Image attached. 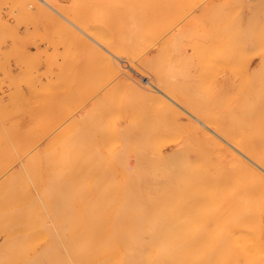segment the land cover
Masks as SVG:
<instances>
[{"label":"bare ground","instance_id":"1","mask_svg":"<svg viewBox=\"0 0 264 264\" xmlns=\"http://www.w3.org/2000/svg\"><path fill=\"white\" fill-rule=\"evenodd\" d=\"M24 1H22V3H25ZM34 1H36V0H34ZM37 1H39V2H35L33 4V0H31V2H29V3L30 4L32 3L33 4L32 6H35L34 9L36 10V13L38 15H41L39 13L44 14L45 18L47 19L46 21L48 23L46 21L45 22L47 24H49V26L48 25L44 26L45 28L48 26V31H49L48 33H50V30H52V31H54V33L56 32L57 35L59 33V35L63 34L65 37L66 36L70 37L71 40H73L72 45L75 44V46H76V44H77V46H80L79 48H81V47L83 48L82 54L84 52L86 53L85 50H88L89 60H90V69L88 68V70H90L89 72L91 75L90 77L89 76L88 77L90 79H92L94 76V78L92 80H90L89 78H88L89 80L87 79V81H89V83L92 82L91 84L97 88L100 86L102 87V85L108 81L111 83H112V81H115L113 83V85L115 84V85L120 86L121 89L117 88L114 85L117 88V90H120V92L123 89L122 92H124V90H125V93L128 95H131V97L134 96V98L136 97V98L142 99V100L146 99V100H149V102L151 99H155L153 101L154 104L160 105V102H159V99L161 100L160 96H158V95L154 96L150 89L139 84V82L132 75L126 73L124 70H120L119 66L117 65V63L114 60L115 59L114 56L119 58V56L131 55L133 57L139 58L141 65L143 64L144 67L146 66L147 70L149 68L152 69L154 72L152 74V76H154V78H156L157 69H156V66L154 65L153 56H152L153 54L151 55L150 53H143L144 48L142 46H144V45H142L141 43L145 42V40L144 41L142 40L144 35H146V37L148 35V37L146 38V41H149V39H151L152 36H155L156 35L155 33L161 29V27H162L161 25L166 23V21L163 22V19L165 20L166 18H163L162 14L160 15L161 16L160 17L158 15V12H159V9H160V11H161V9L164 10L163 5H161L163 8L162 7L160 8L159 4L160 3L163 4V1H165L164 2V4H165L167 0H148L147 2H145L144 0H74L73 4L69 0L71 2V3L67 4L69 6L64 5V3L62 4V2H60V3L58 2V4H59L58 5V4H56V2H54L55 0H37ZM173 1L174 0H172V2ZM177 1H181V0H177ZM184 1L183 2L185 4L187 1L186 0H184ZM191 1H194V0H191ZM258 1H260V0H258ZM263 1L264 0H262L261 2H263ZM12 2H13V0H12ZM172 2L170 1V3H172ZM167 3H169V2H167ZM173 3L171 5L172 7L174 5ZM177 3L175 5H177ZM191 3H193V2H191ZM191 3H189V4H191ZM234 3H236V2H234ZM18 4H20L21 7L23 6L21 3H18ZM20 5H18V6L20 7ZM15 6L17 8L16 3H15ZM168 6L170 7V4H168ZM252 6H254V5H252ZM8 7H10V6H8ZM19 7L17 8L18 10H20V8H21V7L20 8ZM240 8H241V6H240ZM167 9H168V7H167ZM177 9H176V6H174L173 10L175 11ZM207 9H208V7H207ZM214 9H213V12H214ZM231 9L234 10L233 7ZM231 9H230V11H231ZM7 10L8 9H6V11ZM12 10H13V7H12ZM16 10H15V12H16ZM23 10L25 12L27 9L25 10V8H23ZM23 10L21 12H23ZM163 10L161 12H163V13L165 12V15L168 14L166 16H169L170 13L171 14L174 13V12H172L173 10H171L170 8H169V10H167L168 12L171 11L170 13H166V11H163ZM224 11H226V10H224ZM251 11H252V9H251ZM29 12L30 11H28L27 13H29ZM32 12H34L33 9H32ZM147 12L149 13V15L147 14ZM227 12L229 13V11H227ZM232 12H230L231 16L233 14H235V13L232 14ZM234 12H236V11H234ZM11 13L13 14L14 12H11ZM11 13H10V16L12 15ZM36 13H34L35 17H36ZM230 13H229V15H230ZM210 14H212V12ZM217 14H219V13H216V15ZM24 15H26V14H23L22 16H24ZM27 15H30V14H27ZM27 15H26V17H28ZM157 15L160 18H163L162 20L159 18L162 21V24H160V26L157 25V23L161 22V21L158 22V16ZM223 15L225 16V14H223ZM8 16H9V14H8ZM31 16H33V15L31 14ZM166 16H164V17H166ZM251 16L255 17V15H251ZM15 17H14V19H15ZM36 18H38V17H36ZM231 18H233V17H231ZM39 19L40 18H38V20ZM212 19H213V17H212ZM238 19L240 20V17H238ZM38 20H36V21H38ZM235 20H236V18H235ZM252 20H254V19L252 18ZM17 21L14 20V22H17ZM25 21L27 22V19ZM39 21H41V19ZM230 21H231V19H230ZM249 21H250V19H249ZM5 22H6V20L4 21L3 24H5ZM29 22H31V21H29ZM216 22H218V21H216ZM223 22H224V20H223ZM223 22L220 23V25H225V24H223ZM243 22H244V20H243ZM243 22H241L240 24H242ZM155 23L157 26L155 25ZM230 23L232 25V21L227 22V24H230ZM233 23L235 24L236 22H233ZM249 23H251V21ZM27 24H28V22H27ZM27 24H26V26H27ZM217 24L218 23H216V25ZM7 25L8 24H6L5 26H7ZM154 25L156 26L155 28H153ZM216 25H214V26H216ZM250 25L251 24H249L248 26H250ZM253 25H255V23L254 24L252 23V26ZM5 26L3 28H5ZM158 26L160 28H157ZM227 26H229V25H227ZM243 26H244V24H243ZM243 26H241V27H243ZM0 27H1V25H0ZM241 27H239V28H241ZM15 28H16V26H15ZM49 28H50V30H49ZM200 28H204V27H200ZM218 28L220 30V27H218ZM225 28L226 27H223V29H225ZM236 28L237 27L235 25V29ZM244 28H245V26L243 27V30L240 29V31L241 32L245 31ZM5 29H3L4 32H5ZM154 29H155V31H154ZM156 29H158V31ZM235 29H234V31H235ZM238 29H236L235 34H234V32H232V33L234 35H236V33L238 34L239 33ZM1 30H0V32H1ZM201 30H203V29H201ZM44 31L47 32L46 30H44ZM224 31L227 32L226 29ZM231 31H233V28ZM248 31H246V33ZM4 32H1L3 34V36H5ZM15 33H16V30H15ZM199 33H201V32H199ZM246 33L243 32L242 34L246 35ZM248 33H250V32H248ZM153 34H155V35H153ZM219 34H220V32H219ZM224 35L221 36V34H220V37H223ZM226 35H228V32ZM234 35H231V36L236 37ZM245 35H244V38L247 37V36L245 37ZM254 35H256V34H254ZM2 38L3 37H1L0 39H2ZM86 38H89V40L92 42H88L86 40ZM250 38H252V37H250ZM230 39H232V38H230ZM240 39L243 41L242 38H240ZM54 40H55V37H54ZM61 40H63L62 36H61ZM221 40H223V39H221ZM174 41L175 40H173V42ZM232 41H233V39H232ZM167 42H169V41H167ZM167 42H165V43H167ZM17 43H18V41H17ZM171 43H169V45H172ZM228 43H229V41L227 42V44ZM225 44L222 43V45L226 46L227 44L226 45ZM234 44L236 45L238 43H234ZM220 45H221V43H220ZM229 45H231V44L229 43ZM229 45L227 48L230 47ZM166 46H167V44H166ZM165 47H164V49H165ZM220 47L222 48V46H220ZM220 47H218V48H220ZM9 48L12 49V46ZM227 48H226V50H227ZM11 49H9V50L11 51ZM63 50H65V48ZM173 50H174V48H173ZM224 50H225V47H224ZM229 50H230V48H229ZM239 50H241V49H239ZM239 50L237 51V53H239V55H240ZM245 50L247 51V49H245ZM10 51H9V53H11V56L16 55V57H17V54L12 55L13 52H10ZM17 51H18V49H17ZM80 52H78V54ZM168 52H169V50H168ZM170 52H171V50H170ZM222 52H223V50H222ZM253 52H255V51H253ZM174 53L175 52H173V54ZM220 54L222 56H224L222 53H220ZM242 54L244 55V53H242ZM68 55H69V53L67 54V56ZM79 56H80V54H79ZM177 56L179 57V54ZM82 57L83 56H81V58ZM170 57H172V55ZM181 57H182V55H181ZM236 57L239 58L238 55ZM17 58H15V59H17ZM67 58H65V59H67ZM177 58H176V60H177ZM241 58H242V56H241ZM243 58H245V57H243ZM69 59L71 60L70 57H69ZM171 59H173V58H170L169 60H171ZM49 60H50V57H49ZM79 60L81 61L82 59H79ZM232 60H236V58L231 59V61ZM16 61H18V60H16ZM245 61H247V60H245ZM183 62H184V60H183ZM239 62L238 63L234 62V63H235V65L237 63V66H238V64H241ZM79 63H77V64L80 65ZM172 63H173V61H172ZM175 63L177 64V61ZM175 63H173V64H175ZM184 63H186V62H184ZM228 63H230V62H228ZM77 64L73 65V66H75V68H76V67H78ZM166 64H167V62H166ZM170 65H171V62H170ZM164 66H167V65H164ZM164 68H166V67H164ZM169 68L171 69L172 67H169ZM7 69H9V68H7ZM72 69L74 70V68H72ZM245 69L246 68H244V70ZM76 70L78 71V68H76L75 71ZM161 70H160V72H161ZM167 70H168V68H167ZM167 70H165V71H167ZM214 70H216V69H214ZM75 71H73V72H75ZM165 71H163V72H165ZM84 72H86V71H84ZM233 72H235V71H233ZM67 73L65 76H67ZM165 73H167V72H165ZM177 73L179 74V72H177ZM213 73H214V71H213ZM242 73H244V72H242ZM242 73H240V74H242ZM138 74H140V73H138ZM63 75H61V77ZM168 75L169 74H167L166 77ZM223 76H224V74H223ZM4 77H8V76L4 75ZM54 77H56V76H54ZM182 77H183V75H182ZM28 78L29 77H27L26 82L29 80ZM36 78H38V77H36ZM160 78H163V77H160ZM184 78H185V76H184ZM23 79H26V78H23ZM17 80H18V78H17ZM66 80H68V79H66ZM76 80H78V78ZM76 80H74V81H76ZM167 80H168V84H169V79H167ZM167 80H166V83H167ZM183 80H185V79H183ZM51 81H53V80H51ZM93 81L95 84H93ZM181 81H182V79H181ZM250 81H251V79L249 81L244 80V84L249 83L248 84V86H249L251 84ZM159 82H160V85L161 84L163 85L165 83L164 81L162 83L160 80H159ZM188 82L189 81H187V83ZM12 84H14V83H12ZM67 84H66V87H67ZM106 84H105V86H107ZM171 84H172V82H171ZM252 84H253V82H252ZM40 85L44 86L45 83H42ZM47 85H45L44 87L42 86V88L44 89L42 91H45V92H43L45 96L48 97L49 95H52V93L54 94L55 92H53V91H55V90H56V92H58L57 89H52L50 87H46ZM56 85H58V84H56ZM92 85H91V87H92ZM164 85H166V84H164ZM186 86H187V84H186ZM89 87H90V84H89ZM89 87L87 89L91 88V87L90 88ZM236 87H237V85H236ZM250 87H248V88H250ZM46 88H48V89H46ZM109 88H106L108 93L111 92V89L109 90ZM178 88H180V87L178 86ZM189 88H190V86H189ZM51 89H52V91H50ZM93 89L94 88L92 87V89H90V90H93ZM170 89H171V87H170ZM228 89H227V91H228V95H229ZM27 90H29V89H27ZM47 90L49 92H52V93L46 94V92H48ZM159 90L162 91L161 89H159ZM186 90H188V89H186ZM233 90H235V89H233ZM245 90L244 91L242 90V92H241L243 94V96L240 92L237 94L239 96H237V99L234 100L235 104H237L238 106H241L242 107L241 110H243V107H247L248 109H250V106H252L255 109V105L257 102V100L255 98L256 96L254 95L255 92L252 93L253 89L251 91H250V89H249V91H245ZM24 91H23V94L26 95L24 93ZM102 91L104 92L103 87H102ZM178 91L180 92V90H178ZM63 93H65V92H63ZM83 93H85V92H83ZM111 93H114V91ZM115 93H116V91H115ZM162 93L165 95V97H168L172 102L180 105L182 108H185L179 102L175 101V99L172 98V97H175L173 94L170 93V95H172V97H171L170 95H167L168 93H165L164 91H162ZM183 93H186V92H183ZM234 93H236V92H234ZM234 93L232 95H229V96L236 95ZM8 94H9V92H8ZM21 94H22V91H21ZM58 94H60V93H58ZM179 94L180 93H178V95ZM4 95H6V94H4ZM10 95H12V92ZM24 95L21 96V99L24 98ZM104 95H106V94H104ZM111 95L112 94L109 95V98H108V96H106V100H105V97L103 98L100 94L99 98H103V99H102V101H99L98 98L95 100L96 106H94V108H95V109H93L94 111L93 110L90 111L91 112L90 115H92V112L94 113L98 108L101 109V106L103 104L108 105L107 102H109V106H110L111 102H112V105H114L115 95L114 96L112 95V98L114 97V99L110 100ZM186 95H188V94H186ZM0 96H2V93ZM156 96H158L159 99ZM12 97H14V96H12ZM25 97H27V95ZM52 97L54 98L55 95L49 96L48 99L49 98L51 99ZM61 97H62V95H61ZM50 99H49V101H50ZM201 99H200V101H201ZM1 100H3V99L1 98ZM9 100H10V98H9ZM24 100H26V99H24ZM55 100H57V99H55ZM62 100H64V97ZM190 100L191 99L189 98V102H190ZM20 101H22V100H20ZM51 101H52V99H51ZM96 101L99 102L100 104L97 103ZM10 102H12V101H10ZM53 102H55V101H53ZM146 102L148 103V101H146ZM151 102L148 103L147 105L151 104ZM164 102H165V100H164ZM183 103L184 104L186 103L185 100ZM190 103H192V102H190ZM261 103H263V102H261ZM14 104H16V103L14 102L12 105H14ZM30 104L28 103L27 106H29ZM168 104H167V102L164 103V105H166L165 107L163 105L164 110L167 109V111H168V106H170V108L173 107V106H171V104L170 105H168ZM106 105H105V107H106ZM260 105L261 104H259V106ZM263 106H264V104H263ZM13 107L14 106H12V108H9L8 110H10V109L13 110ZM45 107L47 109L48 106H45V104H44L43 106L39 107L38 109H31L32 107L30 109H27L28 112L25 115L26 119L24 120V123H19V124H17V126H15L13 123L10 124V122H7V120H10L9 117L11 116V113H10L9 117H8V115L0 116V126H2V127H0V179L6 178L7 176H9V180H10L9 183H7L4 187L5 191H4L3 195L5 196V198H2L0 196V199H1L0 200V206H2L1 205V204H3L2 202L6 201L9 198V200L14 199V201L23 203V205H24L23 208L25 210L32 211L34 208V206H33L34 204L32 203V199L29 198L30 187L27 183V179L37 180V179L41 178L43 171L46 170V168H48V170H49L48 166H51V165H54L57 168V169L55 168L56 172L54 171L55 175H57L58 173L59 174L60 173H67L69 175V173H73V172H76L75 175H79L82 172L83 178H84V176L87 177L88 174H92V176L94 174L95 175L94 177L96 180L99 179V177H98L99 175H104L106 173L109 174V172H111V173H115L114 176L116 174H117V176L119 175V178L116 177L119 181L114 180V181H118V182L117 183L115 182L116 184L115 183L113 184L112 180L114 177L112 178V180L110 182L113 185L111 183H109V193L107 196L104 194L97 195V196L96 195H90L87 197V200L84 201V197L82 196L81 193H79V187L80 186L77 188L78 193H76V194H70V193H66V192L63 193L62 191H59L57 188H54L51 185H49V187L45 190L46 195L50 196L53 200L51 202V204H49V207L52 209L54 207H59V206L69 207L72 203L73 204L75 203L77 206V210H80L82 212L84 211V209H86V210L89 209L88 211L97 210L99 208L104 209L106 207L109 209V211H110V222H111L110 233H109L110 234L109 235L110 236V238H109L110 239V249H109V255L104 259V261H106V264H258V262L260 261V258L262 257L261 254L264 253V249H262V247L260 246L259 234L250 232L249 229L246 227V224L244 223L248 220H253V219L257 218V216L259 218H261L262 214H264V143H262V144L259 143L260 140L257 137L258 132H256V129H254L255 131L254 130L251 131V129H253V128L251 127V129H250L249 128L250 125L249 126L247 125L249 129L248 128H247V130L244 129V131L243 130L240 131L242 129V127L240 129L238 125L237 126L235 125L236 126L235 128L238 127L240 129L239 131H230V130L226 129L223 131V133L219 134L220 138L225 142L224 144H219L220 142L217 143L218 142L217 139H215L213 136V138H214L213 140L217 144L216 145L214 144L215 146L210 144V146H213V147L208 148V149H204V148L197 149L195 152L196 156L191 155V156H194V158L191 159V157H189V154L191 152L189 151L190 153H188L187 151L180 148L183 146H180V147L177 146V148H179V149H173L170 153H169V151H168V153H166L164 151V149L161 148V146L157 143L158 141H156V139H158V137L160 138L161 134L166 135L165 131L168 128H169L168 129V131H169L170 127H171V126L167 125L165 127L166 130L164 129V126L162 128L163 124L161 125L160 121L162 120L163 117H166L167 113L163 114V112H158L159 114L162 113V114H160L161 116L163 115V117L160 116L161 120H157V121H159L158 124L161 125V126H159L160 130L163 129L162 132L163 131L164 132L162 133L159 130L160 133L158 134L156 131L155 133H157V134H155V135L152 134L154 132H152V133L147 132L148 133V135H147V134H145L144 129H142L140 131V133L142 134V137H143V133H144V137L140 138V141H141L140 143H142V140L145 137L149 136V134L153 135L154 139L156 138L154 141L153 138H151L152 136L151 137L149 136L151 138V139L150 138L149 139L151 140V143H153V145L150 143L144 144L146 146L145 148L146 149L148 148L149 149L148 151H150L149 152L150 155L144 153V154H146V156L148 155V157H146V156H142L143 153L139 147L140 145H143V143H145L146 140L145 141L143 140V143L140 144V143H136V142H139L138 140L136 142H133L135 139H133V137L129 136L133 140V141L131 140L133 142V143H131L127 139L128 132L130 133V130H128L127 132H125L126 131L125 130L124 131L125 134L123 136V134L120 133L121 129L118 126H117L118 128L116 127V129H118L117 131L115 128L112 129L111 126L113 127V124L110 123V125H111L110 126L107 123L108 121L106 122V119L107 120L110 119V118H108L110 114L109 115L106 114L107 116H103V118L104 117L106 118L104 120V122H106V123L102 122L103 126L102 125L101 126H99V125L94 126L93 129L100 127L101 132L103 133V131H104L103 128L109 125L108 127H106L108 130H105L106 134L104 135V141L102 142V140H101V142L104 145V148H103V145L101 147L104 149L105 152L107 150L110 151V149H112V148L114 149V151H116V150L117 151L112 152L115 154L114 155L111 154V156H108L107 158L105 157L106 156L105 155L104 159H107V160H105L103 162V160H102L103 157H101L103 154L101 155L100 152L97 151V147L94 146V142H93V140L95 139L94 135L89 133V131H88L89 129H87L88 133L84 131V133L82 132V134H81L83 127L77 125V122L79 121L80 118H82V116H85V114H87V113L89 114V111L84 114L85 109L83 111L77 113V118L75 120L76 125L74 124V122L72 124L73 126L70 125V122L67 124L68 127L69 126L74 127L73 133L75 135L72 136L71 132H69V134H70L69 136H68V134L66 135V133H68V132H64V131L66 130L65 127L67 128V126H64V128L62 127L64 129V131H63V129H61L58 132H62L61 134L65 133L66 137L64 135H60V134H59L60 135L59 137L53 136L52 138H50L51 140H49V141H52L53 138L54 139L57 138L56 144H53V142H52V144H50L51 142L49 143V141H48V144H49L48 149L45 148V145H47V144H44L45 143L44 142L43 147L41 146V148L47 149V151H45V149H42L45 152L40 151L41 149H39V148H36V143H38L37 139H39L41 137L40 134H44L45 132L43 131L44 133H42V130H44L43 124H41L39 122H35V120L33 122L31 120V116H33L34 112L37 110L38 111L36 114H40V112L42 113L45 110ZM70 107L68 106V108L72 111L74 106L71 107L72 109ZM234 107L238 108V107H236V105ZM16 108H14V109H16ZM159 108H160V106H159ZM239 109H240V107H239ZM259 109H261V108H259ZM259 109H257V110H259ZM70 110H68V111H70ZM197 110L199 111V109H197ZM233 110H234V108H233ZM14 111H16V110H14ZM186 111H188V110L186 109ZM246 111L248 113L247 109H246ZM246 111L244 109L245 113H246ZM45 112H43V116H44ZM97 112H98V114L95 113L94 115H100L101 111L100 112L97 111ZM104 112H105V110H104ZM169 112H171V111H169ZM230 112H232V111H229V113ZM235 112H232V114H235ZM19 113H20V111H19ZM136 113L138 115L136 117L139 118L140 112L138 113V111H137ZM153 113H154V110H153ZM153 113H152L153 116H158V114L156 115ZM172 113H173V111H172ZM202 113H204V112H202ZM245 113H244L243 118H245L246 115L249 116L247 113L245 115ZM249 113L252 114L250 112V110H249ZM21 114L22 113L17 114V115H21ZM174 114L177 115V113H174ZM226 114H227V112H226ZM240 114H241V112L239 113V115ZM52 115H54V114L52 113ZM90 115H87L86 117L89 116V119H90L91 118ZM190 115H191V117H193L195 122H197V124H198L195 126L194 130L199 131L198 134H200V133L204 134V137L206 136L205 139L207 138V136L210 137L211 134H208V132L205 130L210 128V122L213 120L210 121L207 118V116H203L201 114H193V112L191 113V111H190ZM211 115H212V113H211ZM228 115L229 114H227V116ZM25 116L23 117V119L25 118ZM43 116L41 115V117H43ZM258 116H256V117L259 118L260 116L259 117ZM17 117H20V116H16L15 117L16 120H17ZM37 117L39 118V116L37 115L35 117L38 120ZM149 117L151 118L152 116H149ZM160 117L158 116L157 118H160ZM169 117L168 116L166 117L167 121L169 120ZM175 117L178 118L179 116H175ZM262 117H264V116H262ZM92 118H93V116H92ZM141 118H142V110H141L140 119ZM152 118H154V117H152ZM171 118H174V117H171ZM235 118L237 120L239 117L235 116ZM240 118H241V116H240ZM246 118H248V117H246ZM251 118L252 117H250V119ZM42 119H44V118H42ZM83 119L84 118L81 119L82 122H83ZM86 119H88V118H86ZM132 119H133V117H132ZM132 119H130V120H132ZM178 119L177 120L174 119L175 120L174 123L176 124V126H177V123L179 122ZM18 120H20V118ZM179 120H182V118ZM85 121L87 122V120H85ZM90 121H92V120L90 119ZM93 121H94V119H93ZM98 121L100 122V120H98ZM136 121L138 122L139 120H135V122ZM152 121H154L153 125L157 124V123H155L156 118H155V120L152 119ZM11 122H12V120H11ZM17 122H19V121H17ZM43 122H45V121H43ZM96 122L97 121L95 120V123L94 122L93 123L96 124ZM133 122H131V123L134 124ZM146 122H144V123L146 124ZM216 122L217 121H215L214 123L216 124ZM240 122H241V120H240ZM248 122H251V121H248ZM260 122H261V120H260ZM163 123L166 124L165 120ZM170 123L171 124L173 123V119H171V122H168V124H170ZM220 123L221 122H219V124ZM78 124H80V123L78 122ZM87 124H89V123H87ZM148 124L149 123H147V125ZM245 124H246V120H245ZM12 125H14V126H12ZM91 125H93V124L91 123ZM147 125H146V127H147ZM172 125L173 126L171 128V131H169L170 133L167 131L168 132L167 137L170 136L169 134L172 135L171 132L175 133L178 136L177 130H176V132H174L175 131L173 129L174 124H172ZM3 126H5V128ZM87 126L89 127L90 125H87ZM87 126H84V127L87 128ZM230 126L233 127L232 123ZM70 127H69V130H71ZM134 127L137 129V127L135 125H134ZM146 127H145V130L147 129ZM153 127H157V125L153 126ZM159 127L158 128H151V129H153V131H154L155 129H159ZM245 127H246V125H245ZM90 128H91V126H90ZM149 128H150V124H149ZM177 128H179V127H177ZM189 128H190V126H189ZM235 128H234V130H235ZM223 129H224V127H223ZM229 129H230V127H229ZM139 130H140V128H139ZM107 131L110 133L109 136L107 135ZM180 131H182V129ZM221 131H222V129H221ZM58 132L56 134L57 136H58ZM92 132H93V130H92ZM131 132H132V130H131ZM98 133H100V132L98 131ZM112 133H114V135L117 137L118 136H121V137L123 136V138L126 137V140L125 139H124V141L122 140V143H124V142L125 143L120 144L121 139H119V137L115 138V136H113V139H111V137L113 135ZM132 133L134 134V132H132ZM136 133H138V132H136ZM140 133L137 134V136L140 135V137H141ZM95 134L98 136L97 132ZM118 134H120V135H118ZM179 134H180V132H179ZM205 134H208V135H205ZM84 135H85V137L83 138ZM261 135H262V133H261ZM101 136H103V135H101ZM101 136L99 135V138ZM106 136L108 138L111 136L110 137L111 140L108 139L109 141H107V142H109V145H107L108 148L110 146V141H113L115 138V140H114L115 142L116 141H117V143L120 142L119 144L123 145V147L125 146L124 148L128 149L130 152L136 151V154H139V152H140L141 155L139 154L136 158V154L134 153L135 158L137 160H135V163H131L128 160L129 156L128 157L126 156L129 154V152L124 153L123 151H125V150H123L122 146L118 145L119 148L117 147L115 149L114 145L112 146V144H111L112 148L110 147L108 149L106 147L107 150H105V144H107V142H105V140H107V138H105ZM137 136L134 138L137 139L138 138ZM196 136H198V135H196ZM167 137L164 136L161 138L164 139ZM172 137L173 136L168 137L167 138L168 141L170 138L172 139ZM185 138L183 136V138H181V139L179 138V141L184 139L185 141L184 140L182 141L184 144V142H186ZM198 138L199 137H197V139ZM200 138H202V135ZM174 139H172V140H174ZM176 140H174V141H176ZM189 140H191V139H189ZM159 141H160V144H163L164 142L166 144L167 140L164 141V140L159 139ZM174 141H172V142H174ZM200 141H202V143L204 145L205 141L203 142V139ZM211 141L212 140L209 138V142H211ZM209 142H208V144H209ZM135 143L138 144V146H135L136 145ZM155 143H157V144H155ZM99 144H101V143H99ZM113 144H114V142H113ZM148 144L150 146H148ZM189 144H191V143H189ZM189 144H188V146H189ZM199 144H200V142H199ZM191 146H192V144H191ZM210 146H208V147H210ZM50 147L53 150H51ZM136 147H138L139 149H137ZM141 147H142V149H144V146H141ZM184 147H185V145H184ZM203 147H206V146H203ZM118 149H120V150H118ZM137 150H139V151H137ZM145 150H143V151H145ZM52 151H54V156H52V154H51ZM47 152H49L50 154H48ZM191 154H193V152ZM9 169H11V170L8 172V174L4 175L7 173V171ZM51 169H52V167H51ZM50 171H52V170H50ZM47 173L45 172V174H47ZM50 173H53V172H50ZM96 173L98 174V176ZM48 175L49 174H47L46 176H48ZM55 175H53V176L50 175V176H51V178L58 176V175L57 176H55ZM70 175H72V174H70ZM108 176H110V175H108ZM88 177H89V175H88ZM90 178H92L91 175H90ZM62 187L67 189L70 186L64 185ZM74 210H76V209H74ZM227 211L228 212H236L238 214L237 216L235 215V218L233 220L235 223H236V221L238 222L236 224V226L226 227L225 225H216V226L200 225V224H198L199 218L198 217L193 218V216H195L196 213L197 214L200 213V214H202L201 215L202 218H206V219L212 221V220L217 218V217L216 218L212 217L211 216L212 214H218V213L220 214L222 212L224 213ZM84 213H87V212H83V214ZM182 213L192 214V215H186V216L192 222L195 221V223L188 228L187 227L179 228L177 226V221L180 219H183L180 217V214H182ZM204 214H205V216H203ZM230 219H233V218H230Z\"/></svg>","mask_w":264,"mask_h":264},{"label":"rangeland","instance_id":"2","mask_svg":"<svg viewBox=\"0 0 264 264\" xmlns=\"http://www.w3.org/2000/svg\"><path fill=\"white\" fill-rule=\"evenodd\" d=\"M20 1L21 0H13V2H12V0H9V1L8 0H0V8H1L0 9V20H1L0 21V23H1L0 24L1 25L0 30L2 29L1 32H4L3 29L6 28L5 29L6 33L4 32L5 36H3V34L0 32V36L3 37L2 39H0V95L2 93V96H0V110H1L0 116L8 115V117H9L10 113H11V116L9 117L10 120H7V122H10V124L13 123L15 126H17V124H19V123H24V120L26 119L25 115L28 112L27 109H30L31 107H32L31 109H38L39 107L43 106L44 104H45V106H48L47 109L45 107V110L43 111V112L46 111L44 113L45 117L43 116V112L42 113L40 112V114H36L38 110L34 112L33 116H31V120L33 122L35 120V122H39V123L43 124V127H44V130H42V133H44V132L45 133L40 134L41 137L40 138L38 137L39 138V139H37L38 143H36V148L41 149L40 151H44L42 149H45V148L48 149V146H49L48 141L51 140L50 138H52L53 136L59 137L60 135H64L66 137L67 134H68V136L70 135L69 132L72 133L71 134L72 136L75 135L73 133L74 127H72L73 126L72 124H73V122L75 124V120L77 118V113L83 111L84 109H85L84 114L88 111H89V114L87 113V114H85V116H82V118H84L83 122L81 120L82 118H80L78 121L80 124H78V122H77V125L83 127L81 134H82V132L84 133V131L87 133L89 131V133L94 135V137H95V139H94L95 141L93 140L94 146L97 147V151L100 152L101 155L103 154L101 156V157H103L102 158L103 162L105 160H107V159H104L105 155H106L105 157L107 158L108 156H111V154H113V155L115 154L112 152L117 151V150L114 151V149L112 148L113 145H114L115 149L117 147L119 148V146L123 147V145H120V144L125 143V142L122 143V140L123 141H124V139L126 140V137L123 138V136H124L125 132H127L128 130H130V133L128 132L127 139L131 143L136 142L137 140L139 142H136V143H140L141 142L140 138L144 137V133H143V137H142V134L140 133V131L142 129H144V132L147 135H148V133H152V132H154L152 134L155 135L157 133L159 134L160 132H162L163 129L160 130V127H159L162 124H163L162 128L164 126L165 130H166L165 127L167 125H169V126H171L169 131H171V128L173 126L172 124H174V128H173L175 130L174 132H176V130H177L178 136L175 133L171 132L172 135L169 134L170 136H168V137L173 136L175 139L173 137H172V139H174V140H176L178 137L180 139L183 138V136H184V138L186 136L187 137L185 138L186 142H184V144L182 142L184 139L179 141V138L176 141H174L170 138L171 140L169 139V141H170L169 142L167 139L168 138L167 133L169 132L168 131L169 128H168L165 131L166 135L161 134V137L166 136L167 138H164V139H162L161 137L160 138L158 137V139L155 138L156 141H158L157 143L161 146V148H163L166 153H168V151L170 153L173 149H179V148H177V146L178 147H180V146L184 147V145H185L184 148L183 147H180V148L187 151L188 153L193 152V154H191V153L189 154V157H191V159H193L194 156H196L195 152L199 148L208 149V148L215 146L219 142H220L219 144H224L225 142L220 138L219 134L223 133V131L226 129L230 130V131H239L242 127V129L240 131H242V130L244 131V129L247 130L248 126L250 125L249 128L250 129H251V127L253 128V129H251V131L256 129V132H258L257 137L260 140V141L258 140L259 143L260 144L264 143V117H262V116H264V106H263V104H264V83H263L264 82V44H263L264 43V37H263L264 36V1L261 2L262 0H260V1H258V0H253V1L252 0L251 1L250 0H194V1L186 0L187 2L184 4V2H185L184 0H183L184 2L182 0L181 1L174 0L175 2L176 1L178 2V3L176 2L177 5H175L176 3L174 1H173L174 2L173 3L172 0H167L165 4H164L165 1H163V4L160 3L159 4L160 8L162 7L161 5H163V7H164V10L161 9V11L163 10V11H166V13H170L171 11L168 12L167 10H169V8L171 10H173L174 6H176V9L178 8L177 9L178 11L173 10L172 12H174V13H172V14L170 13L169 16H166L168 14L165 15V12L163 13L159 9L158 15L160 16L162 14V17L166 18V19L164 20L163 18H160L161 16L159 17L157 15L158 16V22L163 19V22L166 21V23L161 25L162 27L159 31H158V29H156L158 32L155 33L156 35L153 34L155 36H152V38L149 39V41H146V38L148 37V35H147V37H146V35H144V37L142 39L143 41L145 40V42H143L144 44L141 43L142 45H144V46H142L144 48L143 53H150L151 55L153 54L152 56H153L154 65L156 66V69H157V75H156L157 79L154 78V76H152V74L154 73L152 69L149 68L147 70L146 66H145L146 67L145 68L143 64L141 65L139 58L133 57L131 55L119 56V58L114 56L115 57L114 60L117 63V65L119 66L120 70H124L126 73L132 75L139 82V84L150 89L154 96L155 95L160 96L162 101L159 99L158 96H156L159 99L160 105L154 104L153 101L155 99H151L150 100V102L152 101L151 104L147 105L148 103H150L149 100H146V99L142 100V99H138L136 97L134 98V96L131 97V95H128L125 93V90H124V92H122L123 89L120 92V90H117V88L121 89L120 86L114 84L117 87L116 88L113 85V83L115 81H112V83L108 81V82H106L107 84L104 83L102 85L104 92L102 91L101 86L97 87V88L95 86H93L91 84L92 82L89 83V81H87V79L91 76L90 72H89L90 70H88V68L90 69V60H89L88 50H85L86 53L84 52L86 55L84 53L82 54L83 48L82 47H81L82 49L79 48L80 46H77V44H76V46H75V44L72 45L73 40H71L70 37H68V36L65 37L63 34L59 35V33L57 35V33L56 32L54 33V31L50 30V28H49L50 33H48L49 32L48 31L49 24H47L48 23L46 21L47 19L45 18L43 13H39L41 15H38L36 13V10L34 9L35 6H32L35 2H39V1L33 0V4L29 3V2H31V0L30 1L29 0H25V1L22 0L25 3H22V1L21 2ZM70 1L73 4L74 0H70ZM70 1L69 0H57V1L55 0L54 2H56V4H58V2L59 3L62 2V4L64 3V5L69 6L67 4L71 3ZM144 1L147 2L148 0H144ZM170 1L174 4L173 7L171 6L172 3H170ZM233 1L236 3H234ZM167 2H169V3H167ZM191 2H193V3H191ZM15 3L17 4V8L19 7L18 5H20L18 3H21L23 5L22 7L20 5V7H21V8L19 7L20 10H18L16 8ZM189 3H191V4H189ZM168 4H170V7L168 6ZM252 5H254V6H252ZM8 6H10V7H8ZM240 6L242 9L240 8ZM12 7H13V10H12ZM167 7H168V9H167ZM207 7H208V9H207ZM232 7L234 10L231 9ZM23 8H25V10L26 9L27 10L24 12ZM6 9H8V10L6 11ZM21 9L23 10L24 13L21 12L22 11ZM32 9L34 10V12H32ZM213 9H214L215 13L213 12ZM230 9H231V11H230ZM251 9H252V11H251ZM15 10H16V12H15ZM224 10H226V11H224ZM28 11H30L31 13L30 12L27 13ZM227 11H229V13L233 11L232 14L233 13H235V14H233L231 16V13L229 15V13ZM234 11H236V12H234ZM11 12H14V13L12 14ZM211 12H212V14H210ZM251 12L252 13L254 12V13L252 14ZM10 13L14 17L16 16L15 19L12 15L10 16ZM34 13H36V17L40 18L41 21H39L40 19L38 20V18H36L34 16L35 15ZM216 13H219V14L216 15ZM238 13L239 14L241 13V14L239 15ZM8 14H9V16H8ZM23 14H26V15L30 14V15H27L28 17H26V15L22 16ZM31 14L33 16H31ZM147 14L149 15L148 12H147ZM223 14H225V16ZM251 15H255V17L251 16ZM164 16H166V17H164ZM212 17H213V19H212ZM231 17H233V18H231ZM238 17H240V20L238 19ZM235 18H236V20L237 19L238 20L236 21ZM252 18L254 20H252ZM26 19H27L28 24L25 21ZM230 19L232 21V25H231V23L227 24L228 21L231 22ZM249 19H250L251 23H249L250 22ZM5 20H6L5 24H3ZM14 20L15 21L20 20V21L14 22ZM36 20H38V21H36ZM223 20H224V22H223ZM243 20H244V22H243ZM29 21H31V22H29ZM216 21H218V22H216ZM222 22L225 25H220V23H222ZM233 22H236V23L234 24ZM241 22H243V23L240 24ZM216 23H218V24L216 25ZM252 23L253 24L255 23V25L252 26ZM6 24H8V25L5 26ZM26 24H27V26H26ZM160 24H162V21L157 23V25H159V26H160ZM243 24L245 26V28H244L245 31H243V32L246 33V31L249 30L248 32H250L251 34L248 32L246 33V35L242 34L243 32H241L240 29L243 30V27H244ZM249 24H251V25L248 26ZM45 25H48V26L45 28L44 27ZM155 25H156V23H155ZM155 25L153 28H155L157 26V25L156 26ZM214 25H216V26H214ZM227 25H229V26H227ZM235 25L237 27L236 29L243 26V27L238 29L239 33L238 34L236 33V35H234L236 32ZM4 26H5V28H3ZM15 26H16V28H15ZM159 26L157 28H160ZM200 27H204V28H200ZM218 27H220V30ZM223 27H226L225 29L227 30L228 35H226L227 32L224 31L225 29H223ZM232 28H233V31H231ZM201 29H203L204 31ZM234 29H235V31H234ZM15 30H16V33H15ZM44 30H46L47 32H45ZM154 31H155V29H154ZM199 32H201V33H199ZM219 32H220L221 36L226 33L225 34L226 36L224 35L223 37H220ZM232 32H234V34ZM254 34H256V35H254ZM231 35H234L236 37H233ZM244 35H245V37L246 36L247 37L249 36V37L244 38ZM61 36H62L63 40H61ZM54 37H55V40H54ZM229 37L232 38L234 42ZM250 37H252V38H250ZM240 38H242V39L244 38L245 40L243 39V41H242ZM221 39H223V40H221ZM86 40L88 42H92L89 40V38H86ZM173 40H175V41L173 42ZM17 41H18V43H17ZM167 41H169V42H167ZM226 41L227 42L229 41V43L231 45H229V43L227 44ZM165 42H167V43H165ZM169 43H171L173 46L169 45ZM220 43H221V45H220ZM222 43L223 44L226 43L227 45L225 44L226 46H224V45H222ZM234 43H238V44L235 45ZM166 44H167V46H166ZM228 45L230 46L229 47L230 50H229V48H227ZM11 46H12V49L9 48ZM163 46L164 47L166 46L165 49ZM220 46H222V48ZM172 47L174 48V50ZM218 47H220V48H218ZM224 47H225V50H224ZM62 48L63 49L65 48V50H63ZM226 48H227V50H226ZM9 49H11V51ZM17 49H18V51H17ZM239 49H241V50H239ZM245 49H247L248 52ZM168 50H169V52H168ZM170 50H171V52H170ZM222 50L224 53L222 52ZM238 50L240 52V55H239V53H237ZM9 51L13 52L12 55L17 54L18 58L16 57V55L11 56V53H9ZM172 51L175 53L173 54ZM253 51H255V52H253ZM78 52H80L79 53L80 56H79ZM231 52L232 53L234 52L233 53L234 55ZM68 53H69V55L67 56ZM220 53H222L224 56H222ZM242 53H244V55ZM178 54H179V57L177 56ZM169 55L170 56L172 55V57H170ZM181 55H182V57H181ZM237 55L239 56V58L236 57ZM81 56H83V57L81 58ZM241 56H242V58H241ZM49 57H50V60H49ZM69 57L71 58V60L69 59ZM243 57H245V58H243ZM15 58H17V59H15ZM65 58H67V59H65ZM170 58H173V59L169 60ZM176 58H177V60H176ZM235 58L237 61L236 60L231 61V59H235ZM79 59H82L83 61L82 60L80 61ZM244 59L247 61H245ZM16 60H18V61H16ZM183 60L186 63H184ZM238 60L239 61L241 60V61L239 62ZM172 61H173V63H175L177 61V64L176 63L173 64ZM166 62H167V64H166ZM170 62H171V65H170ZM228 62H230V63H228ZM234 62H237V63L239 62L241 64H238V66H237V63L235 65ZM77 63H79L80 65H78ZM76 64L78 66V67H76V68H78V71L76 70L77 72L75 71V69H76L75 66H73ZM230 64L231 65L233 64V65L231 66ZM164 65H167V66H164ZM164 67H166V68H164ZM169 67H172V68L170 69ZM7 68H9V69H7ZM72 68H74V70ZM167 68H168V70H167ZM244 68H246V69L244 70ZM214 69H216V70H214ZM160 70H161V72H160ZM165 70H167V71H165ZM73 71H75V72H73ZM84 71H86V72H84ZM163 71H165L167 73H165ZM213 71H214V73H213ZM233 71H235V72H233ZM177 72H179V74ZM242 72H244V73H242ZM66 73H67V76H65ZM138 73H140V74H138ZM240 73H242V74H240ZM167 74H169V75L166 77ZM223 74H224V76H223ZM4 75L8 76V77H4ZM61 75H63V76L61 77ZM182 75H183V77H182ZM54 76H56V77H54ZM184 76H185V78H184ZM27 77H29L28 78L29 80L26 82ZM36 77H38L39 79ZM160 77H163V78H160ZM17 78H18V80H17ZM23 78H26V79H23ZM77 78H78V80H76ZM93 78H94V76H93ZM66 79H68V80H66ZM92 79H90V80H92ZM167 79H169V84H168ZM181 79H182V81H181ZM183 79H185V80H183ZM250 79H251V81H250L251 84L249 86H248L249 83L244 84V80L249 81ZM51 80H53V81H51ZM74 80H76V81H74ZM159 80L162 83L164 81L165 82L164 84H166V85L163 84L164 85L163 86L161 84L162 85L161 86ZM166 80H167V83H166ZM187 81H189L190 83L189 82L187 83ZM171 82L173 85L171 84ZM252 82H253V84H252ZM12 83H14V84H12ZM42 83H45V85L48 84L46 87H50L52 89H57L58 92H56V90H55V91H53V92H55L54 94L52 92H49L48 90H47L48 92H46V94L52 93L53 96L54 95H55V97L57 96L56 98L54 97L57 100H55L52 97L51 98L52 101L50 98L49 99L51 102L49 101L48 97L52 96V95L48 94L49 95L48 97L44 95L43 92H45V91H42V90H44L42 88L43 85L42 86L40 85ZM185 83L187 84V86ZM56 84H58V85H56ZM66 84H67V87H66ZM89 84H90V87L92 85V87L94 88L93 90H90V89H92V87L90 88ZM93 84H95L94 81H93ZM105 84L107 86H105ZM236 85H237V87H236ZM169 86L171 87V89ZM178 86L180 88H178ZM189 86H190V88H189ZM88 87L90 89H87ZM248 87H250V88H248ZM106 88H109V90L111 89V92L114 91V93L109 92L113 96L115 95V99H114V97L112 98V95L110 98V100L114 99V101H115L114 105H112V102H111V104L109 106V102H107L108 105L103 104L104 106L102 105L101 109L96 108L97 110L94 113L92 112V115H90L91 114L90 111L95 109L94 108V106H96L95 100L97 98L99 101H102V99L104 97L106 100V96H108V98H109L110 94L108 93ZM27 89H29V90H27ZM46 89H48V88H46ZM52 89L50 91H52ZM159 89H161L165 93H168L167 95H170V93L173 94L175 97H172V95H170V96L173 99H175V101L179 102L185 108H182L180 105L172 102L168 97H165V95ZM186 89H188L189 91ZM227 89L229 90V95H232L234 92H236V93H234V94H236V95H234L235 97L229 96ZM233 89H235V90H233ZM249 89H250V91L253 89L252 93L255 92L254 95L256 96L255 98L257 100L256 105H255V109L252 106H250V109H248L247 107H243V110H241L242 107L235 104L234 100H236L237 96H239V95H237L239 92L241 93L242 90L243 91L244 90L249 91ZM178 90H180V92ZM21 91H22V94L24 91V93L27 95V97H25L26 95L23 94L24 98L22 97L23 99H21V96H23L21 94ZM62 91L65 93H63ZM115 91H116V93H115ZM8 92H9V94H8ZM11 92H12V95H10ZM83 92H85V93H83ZM183 92H186V93H183ZM3 93L6 95H4ZM58 93H60L62 95V97ZM178 93H180V94L178 95ZM100 94L103 98H99ZM104 94H106V95H104ZM186 94H188V95H186ZM12 96H14V97L16 96V97L14 98ZM242 96H243V94H242ZM63 97H64V100H62ZM1 98L3 100H1ZM9 98H10V100H9ZM189 98L191 99L190 102H192V103L189 102ZM24 99H26V100H24ZM200 99L202 102L200 101ZM20 100H22V101H20ZM164 100H165V102H164ZM184 100L186 102L185 104L183 103ZM10 101H12V102H10ZM53 101H55V102H53ZM68 101L69 102L71 101V102L69 103ZM146 101H148V103ZM14 102L16 104L12 105ZM166 102H167V104L169 103L168 105L171 104V106H173L172 107L173 109L170 108V106H168V111H167V109L164 110L163 108L166 106V105H164V103H166ZM261 102H263V103H261ZM28 103L29 104L31 103L32 105L30 104L31 106L30 105L27 106ZM97 103H99V102H97ZM259 104H261V105L259 106ZM105 105H106V107L107 106L108 107L106 108ZM163 105H164V107H163ZM235 105L238 108H235L234 107ZM12 106H14L13 110H11V109L8 110L9 108H12ZM68 106L69 107L74 106L73 109L70 107L72 109V111L68 108ZM159 106H160V108H159ZM232 107L234 108V110ZM239 107H240V109H239ZM258 107L261 108L262 110L259 109ZM14 108H16V109H14ZM186 109L188 111H186ZM197 109H199V111ZM244 109H245V111H246V109L248 110V113H247V111H246V113L250 117H252L251 119L249 116L246 115V113L244 112ZM257 109H259V110H257ZM14 110H16V111H14ZM68 110H70V111H68ZM104 110L106 113L104 112ZM141 110H142V118L140 119ZM153 110H154V113H153ZM249 110L252 114L253 113L254 114L253 115L250 114ZM19 111H20V113H22L21 115H17V114H20ZM97 111H99V112L101 111L100 115H94L95 113L98 114ZM137 111H138V113L140 112L139 118L136 117V116H138L136 113ZM169 111H171V112H169ZM172 111H173V113H172ZM190 111H191V113L193 112V114H201L203 116H207V118L210 121L211 120H213L214 122L217 121L216 124L213 121H211L210 122V128H208V129L205 128L206 129L205 131H207L208 134H211L210 137L207 136V138L205 139L206 136L204 137V134L200 133L202 135V138H200L201 135L198 134L199 131L194 130L195 126L198 124H197V122H195L193 117H191ZM229 111H232V112L236 111V112H235V114H232V112L229 113ZM158 112H163V114L167 113L166 117L170 116L169 120L167 121V118L163 117V115L161 116L160 114H162V113L159 114ZM202 112H204V113H202ZM226 112L230 116L229 115L227 116ZM240 112H241V114L239 115ZM243 112L246 115L245 118H243L244 117ZM52 113L54 115H52ZM152 113L156 114V115L158 114L159 117L160 116L163 117L162 120H161V117L157 118L158 116H153ZM174 113H177V115H175ZM211 113H212V115H211ZM106 114L107 115L110 114L108 117L110 119L107 120L105 117L103 118V116H107ZM13 115L14 116L15 115L20 116V117H17V120H16V118H15L16 116L14 117ZM37 115L39 116V118L41 117V115L43 117H41L40 119L37 117L38 118V120H37L35 118ZM87 115H90V117H91L90 119L92 121H90L89 116L86 117ZM255 115L256 116L259 115L260 117L258 116L259 118H257ZM24 116H25V118L23 119ZM92 116H93V118H92ZM149 116H152L154 118H152V117L150 118ZM175 116H179V117L181 116L180 118L179 117L178 118L179 119L182 118V120H179ZM235 116H237L239 118L241 116V118L240 119L238 118L237 119L238 121H237ZM85 117L88 119H86ZM132 117H133V119H132ZM171 117H174V118H171ZM246 117H248V118H246ZM19 118H20V120H18ZM42 118H44V119H42ZM155 118H156L155 123H157V124L153 125L154 121H152V119L155 120ZM93 119H94V121H93ZM105 119H106V122L108 121L107 123L109 125H110V123L113 124V127L110 125L112 129H114V128L116 129V127L118 126L121 129L120 133L123 134L122 137L118 136L119 139H121L120 140L121 143L120 142L117 143V141L116 142L114 141L117 136H115L114 133H112L113 134L112 137L110 136L111 139H113V136H115V138L113 141H110L109 148L110 147L112 148V149H110V151L107 150L106 147H107V145H109V142H107V141H109L111 139H110V137L109 138L107 136L105 137V138H107V140H105V142H107V144H105V150H107L106 152L103 149L104 145L102 142L104 141V135L106 134L105 130H108L106 127H108L109 125L104 127V128L102 127L104 129L103 133L101 132L100 127L93 129L94 126H98V125L101 126L102 122L106 123V122H104ZM130 119H132V120H130ZM163 119L165 120L166 124L163 123L164 122ZM171 119H173V123L168 124V122H171ZM174 119H176V120L178 119V121L180 122V123L179 122L177 123V126L174 123L175 122ZM11 120H12V122H11ZM85 120H87V122ZM95 120L97 121L96 124H94ZM98 120H100V122ZM135 120H139V121L135 122ZM157 120H161L160 121L161 125L158 124L159 121H157ZM240 120H241V122H240ZM245 120H246V124H245ZM247 120L251 121V122H248ZM260 120H261V122H260ZM17 121H19V122H17ZM43 121H45V122H43ZM69 122H70V125H72L71 127L69 126L72 131L69 130V127L67 126V124ZM131 122H133L134 124H132ZM144 122H146V124ZM219 122H221V123L219 124ZM230 122L232 123L233 127L230 126L231 125ZM87 123H89V124H87ZM91 123L93 125H91ZM147 123L150 124V128H149V124L147 125ZM14 125H12V126H14ZM87 125H90L91 128H90V126L88 127ZM134 125L137 127V129L134 127ZM146 125H147V127H146ZM156 125H157V127H153ZM235 125L236 126L238 125L240 129L238 127H237L238 129L235 128L236 127ZM245 125H246V127H245ZM64 126H67L68 129L65 127V129L67 131L66 130L64 131V129H63ZM84 126H87V128ZM189 126H190V128H189ZM0 127H2V126H0ZM3 127L5 128V126H3ZM145 127L147 128L146 130H145ZM158 127H159V129H155L154 131H153V129H151V128H158ZM177 127H179V128H177ZM223 127H224V129H223ZM229 127H230V129H229ZM139 128H140V130H139ZM234 128H235V130H234ZM61 129H63L64 132H68V133H66V135H65V133L61 134L62 132H58ZM87 129H89V130L87 131ZM91 129L93 130V132ZM181 129L183 132L180 131ZM221 129H222V131H221ZM117 130L118 129H116V131ZM131 130H132V132H134L135 135L131 132ZM159 130H160V132H159ZM98 131L100 133H98ZM156 131H157V133H155ZM57 132H58V136L56 135ZM96 132H97L98 136L95 134ZM136 132H138V133H136ZM179 132H180V134H179ZM260 132L262 133V135ZM139 133L141 134V137H140V135L137 136V134H139ZM109 134L110 133L107 131L108 136H109ZM208 134H205V135H208ZM99 135L100 136L103 135V136H101L99 138ZM118 135H120V134H118ZM153 135L149 134L150 137L152 136L151 138H153ZM196 135H198V136H196ZM129 136L133 137V139H135V140L133 141L132 138H130ZM136 136L139 139L134 138ZM149 136H147L143 139L144 141L146 140L145 143H143V140L141 139L143 145H140L142 143L139 144L140 145L139 147L143 153L142 156H146V154L150 155V153H149L150 151H148L149 149L148 148L146 149L145 148L146 146L144 145L147 143H150L153 145V143H151V140H150L151 138ZM213 136L215 139H217V141H218L217 143H215V141L213 140L214 139ZM84 137H85V135L83 136V138ZM197 137H199V138L197 139ZM188 138L191 140H189ZM209 138L212 140L211 142H209ZM53 139H52V141H49V143L51 142L50 144H52V142H53V144H56L57 138H55L56 140L54 139L55 141ZM155 139L153 138L154 141H155ZM159 139L164 140V141L167 140L166 144H165V142L163 144H160ZM202 139H203V142L205 141L204 145H203L202 141H200ZM101 140H102V142H101ZM172 141H174V142H172ZM113 142H114V144H113ZM199 142H200V144H199ZM208 142H209V144H208ZM43 143L47 144V145H45V148H41V146L43 147ZM99 143H101V144H99ZM157 143H155V144H157ZM189 143H191L192 146ZM111 144H112V146H111ZM188 144H189V146H188ZM210 144L213 146H210ZM102 145H103V148L101 147ZM135 146H138V144H136ZM141 146H144V149H142ZM148 146H150V145L148 144ZM203 146H206V147H203ZM208 146H210V147H208ZM124 147H123V150H125V151H123V152L124 153L129 152V154L126 155L127 157L129 156L128 160L131 163H135V160H137L136 158L140 154V152H139V154H136V151L130 152L128 149H126ZM136 148L139 149L138 147H136ZM47 149H45V151H47ZM50 149H51V147H50ZM51 150H53V149H51ZM118 150H120V149H118ZM143 150H145V151H143ZM137 151H139V150H137ZM49 152H47V153L50 154ZM52 152H51V154H52V156H54V151H52ZM134 153L136 154V158H135ZM144 153H146V154H144ZM191 155H194V156H191ZM146 157H148V155ZM48 167H49V170H48V168H46V170L43 171L41 178H39L37 180L27 179V183L30 187L29 198L32 199V203L34 204L33 205L34 208L32 211L25 210L23 208V206H24L23 203L14 201V199L9 200V198L6 201L2 202L3 204H1L2 206H0V264H106V261H104V259L109 255V249H110V239H109L110 234L109 233H110L111 222H110V211H109V209L107 207L104 209L99 208V209L93 210V211H91V210L88 211L89 209L88 210L84 209L83 212H87V213L83 214L82 211L77 210V206L75 203L74 204L72 203L69 207L59 206V207H54L52 209L49 207V204H51V202L53 200L50 196L46 195L45 190L49 187V185H51L52 187L57 188L59 191H62L63 193L66 192V193H70V194H76V193H78L77 188L80 186L79 187V193L82 194V196L84 197V201H86L87 197L90 195H96L97 196V195L104 194L107 196L109 193V183H111L110 181L114 177L112 182H113V184L115 182L117 183L119 180L116 177L119 178V175L117 176V174H116L114 176L115 173L109 172V174L106 173L104 175L98 176V174L96 173L97 176L99 177V179H97V180L95 179L94 174H93V176H92V174H88L89 177L87 175V177L84 176V178H83L82 172L79 175H75L76 172L69 173V175L67 173H60V174L58 173L59 175L57 174L58 175L57 176V175H55V172H56L55 168L56 167L54 165H51ZM51 167H52V169H51ZM10 170L11 169H9L7 171V173L4 175H7ZM50 170H52V171H50ZM45 172L46 173L48 172L47 174H49V175L46 176L47 174H45ZM50 172H53V173H50ZM52 174L57 176V177L51 178V176H53ZM70 174H72V175H70ZM107 174L110 176H108ZM90 175L92 178H90ZM114 180H118V181H114ZM9 181H10L9 176H7L6 178L0 179V196L2 198H5V196L3 195L4 191H5L4 187L7 183H9ZM64 185H68L70 187L65 189L62 187ZM74 209H76V210H74ZM186 215H192V214H188V213L180 214V217L183 219H180L177 221V226L179 228H182V227L188 228L195 223V221L192 222L189 218H187ZM201 215L202 214H200V213H198V214L196 213L195 216H193V218H197V217L199 218L198 224H200V225H208V226L225 225L226 227H231V226H236V224L238 223L237 221H236V223L233 221L235 218V215L236 216L238 215L236 212H228L227 211L224 213L222 212L220 214L219 213L218 214H212L211 215L212 217H214V218L217 217L216 219H214L212 221H210L206 218H202ZM203 216H205V214ZM230 218H233V219H230ZM244 223L246 224V227L249 229L250 232L259 234L260 246L262 247V249H264V214H262L261 218H259L257 216V218H255L253 220H248ZM261 255H262V257L260 258V261L258 262V264H264V253Z\"/></svg>","mask_w":264,"mask_h":264}]
</instances>
